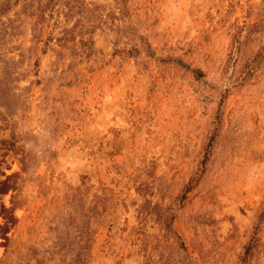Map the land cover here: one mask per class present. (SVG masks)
I'll use <instances>...</instances> for the list:
<instances>
[{"label":"rangeland","instance_id":"rangeland-1","mask_svg":"<svg viewBox=\"0 0 264 264\" xmlns=\"http://www.w3.org/2000/svg\"><path fill=\"white\" fill-rule=\"evenodd\" d=\"M4 2L0 264H264V0Z\"/></svg>","mask_w":264,"mask_h":264},{"label":"trees","instance_id":"trees-1","mask_svg":"<svg viewBox=\"0 0 264 264\" xmlns=\"http://www.w3.org/2000/svg\"><path fill=\"white\" fill-rule=\"evenodd\" d=\"M6 8H7L6 7V2L0 4V11L5 10ZM7 178H8V176H7ZM6 184H7V181L3 180L1 182V185H3V187L0 190L5 191L6 188H7V187H5ZM3 210L7 211L8 209L4 208ZM3 218H5L6 221L2 225H0V229H1V232H2V235H3V238L7 239L6 232L8 231V223L13 224L15 217H14V215L11 212H9L8 214H5V217H3Z\"/></svg>","mask_w":264,"mask_h":264}]
</instances>
